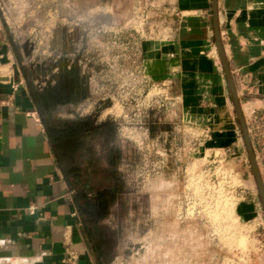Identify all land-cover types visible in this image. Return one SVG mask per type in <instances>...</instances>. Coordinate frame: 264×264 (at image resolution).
Returning <instances> with one entry per match:
<instances>
[{
	"label": "rangeland",
	"instance_id": "374dc122",
	"mask_svg": "<svg viewBox=\"0 0 264 264\" xmlns=\"http://www.w3.org/2000/svg\"><path fill=\"white\" fill-rule=\"evenodd\" d=\"M162 2L0 0V22L34 91L75 84L74 102L54 116L104 127L69 164L75 186L120 189L93 230L103 264H264V209L232 99L185 76H149L147 41L169 40L177 23L157 14ZM195 34V50L223 74L211 29ZM72 65L76 77H62ZM244 202L257 205L245 219Z\"/></svg>",
	"mask_w": 264,
	"mask_h": 264
},
{
	"label": "crops",
	"instance_id": "0c3cea01",
	"mask_svg": "<svg viewBox=\"0 0 264 264\" xmlns=\"http://www.w3.org/2000/svg\"><path fill=\"white\" fill-rule=\"evenodd\" d=\"M208 2L163 0L157 14L176 16L177 23L165 37L169 40L147 41L149 58L144 61L152 81L185 76L194 79L193 87L221 91L230 100L224 72L219 74L215 61L201 56L191 41L201 27L211 29L215 44L212 11L206 16ZM217 13L221 44L264 185V0H217ZM230 136L229 145L239 149L237 134ZM220 149L226 154L228 148ZM71 158L52 149L0 22V264H103L99 244L88 236L78 213L76 178H65ZM254 207L244 202L238 214L245 219Z\"/></svg>",
	"mask_w": 264,
	"mask_h": 264
},
{
	"label": "trees",
	"instance_id": "16d2710c",
	"mask_svg": "<svg viewBox=\"0 0 264 264\" xmlns=\"http://www.w3.org/2000/svg\"><path fill=\"white\" fill-rule=\"evenodd\" d=\"M61 74L62 77H76V67L72 65L69 69H63ZM27 84L32 102L55 152L69 153L72 156L82 153L87 141L104 130L102 124H92L89 116L77 119H58L54 116L57 107L74 102L75 99L73 98L77 92L75 84L72 86L67 81L58 80L55 85L43 92L34 91L28 81ZM68 176L76 178V182L80 178V175L74 170L66 172L65 178L67 180H69ZM73 190H75L74 200L82 224L88 236H94L95 224L107 217L111 203L120 193L117 182H108L107 185L98 186L93 181L87 182L85 180L76 186L74 184Z\"/></svg>",
	"mask_w": 264,
	"mask_h": 264
},
{
	"label": "water",
	"instance_id": "95a60500",
	"mask_svg": "<svg viewBox=\"0 0 264 264\" xmlns=\"http://www.w3.org/2000/svg\"><path fill=\"white\" fill-rule=\"evenodd\" d=\"M211 4H212V19H213V32H214V41H215V46L216 49L218 51V55H219V59H220V63L221 66L223 68V72H224V76L227 82V86L228 89L230 91V95L232 98V102H233V106L235 109V113H236V118L238 120L241 132H242V137L246 146V151H247V155L250 161V166H251V171L252 174L255 178V182H256V186H257V190L259 192L260 195V199H261V203L264 209V186H263V182L261 180L260 177V173H259V169H258V163L251 145V141L248 135V131H247V127L243 118V114H242V110L239 104V99H238V95L236 93L233 81H232V77H231V72L230 69L228 67V62L226 60L224 51H223V47L221 44V40H220V33H219V28H218V13H217V0H211Z\"/></svg>",
	"mask_w": 264,
	"mask_h": 264
},
{
	"label": "built area",
	"instance_id": "2783aa9c",
	"mask_svg": "<svg viewBox=\"0 0 264 264\" xmlns=\"http://www.w3.org/2000/svg\"><path fill=\"white\" fill-rule=\"evenodd\" d=\"M68 260H69V259H68ZM68 260H67V261H68Z\"/></svg>",
	"mask_w": 264,
	"mask_h": 264
}]
</instances>
